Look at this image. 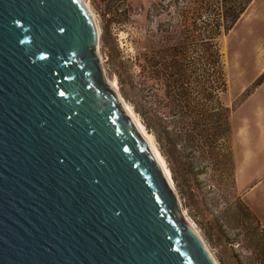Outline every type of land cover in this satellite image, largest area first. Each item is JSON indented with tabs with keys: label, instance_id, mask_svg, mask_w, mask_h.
Returning <instances> with one entry per match:
<instances>
[{
	"label": "water",
	"instance_id": "1",
	"mask_svg": "<svg viewBox=\"0 0 264 264\" xmlns=\"http://www.w3.org/2000/svg\"><path fill=\"white\" fill-rule=\"evenodd\" d=\"M0 264H215L80 0H0Z\"/></svg>",
	"mask_w": 264,
	"mask_h": 264
},
{
	"label": "rangeland",
	"instance_id": "2",
	"mask_svg": "<svg viewBox=\"0 0 264 264\" xmlns=\"http://www.w3.org/2000/svg\"><path fill=\"white\" fill-rule=\"evenodd\" d=\"M85 2L97 26L104 80L116 82L119 96L174 171L184 219L215 264H264V0H253L228 32L216 17V0ZM213 19L222 25L217 41L227 91L221 100L231 112L232 135L219 139L211 156L191 159L187 152L182 158L145 126L151 118L147 107L162 103L157 68L184 47L194 55L192 42L209 36Z\"/></svg>",
	"mask_w": 264,
	"mask_h": 264
},
{
	"label": "trees",
	"instance_id": "3",
	"mask_svg": "<svg viewBox=\"0 0 264 264\" xmlns=\"http://www.w3.org/2000/svg\"><path fill=\"white\" fill-rule=\"evenodd\" d=\"M252 1L216 0V17H222L225 32L233 28ZM217 19L211 20V37L201 34L197 42H192L194 55L184 47L159 67L156 63V77L163 86L162 103L147 107L151 118L145 126L160 145L169 147L182 158L187 152L191 159L195 154L211 156L218 140L230 139L232 135L231 112L221 100L227 83L217 41L222 25ZM160 151L164 154L162 148ZM170 170L175 178L174 171Z\"/></svg>",
	"mask_w": 264,
	"mask_h": 264
},
{
	"label": "bare ground",
	"instance_id": "4",
	"mask_svg": "<svg viewBox=\"0 0 264 264\" xmlns=\"http://www.w3.org/2000/svg\"><path fill=\"white\" fill-rule=\"evenodd\" d=\"M80 1L83 3V5L86 8V10L88 11L91 19L93 20V17L91 15V12H90V9H89V6L85 2V0H80ZM93 23L95 25V22L94 21H93ZM95 29H96V34H97V26L96 25H95ZM105 83L116 93L117 98H118V101L121 104L123 111L128 116V118L130 119V121L132 122V124H133L135 130L137 131L138 135L141 137V139L147 145L150 153L152 154V156L154 157L155 161L159 164L160 168L162 169V171H163V173L165 175V178L167 179V181L169 183V186L174 191L171 172H170V170H169V168H168V166H167L164 158L161 156L160 152L155 147V144L153 142L152 137L148 134V132L146 131V129L143 127V125L138 121V119L135 116V114L132 111V109L119 96V94L117 92V84H116V82L114 81V82H108L107 83L105 81ZM188 224L191 227V229L195 232L193 226L190 223H188Z\"/></svg>",
	"mask_w": 264,
	"mask_h": 264
},
{
	"label": "crops",
	"instance_id": "5",
	"mask_svg": "<svg viewBox=\"0 0 264 264\" xmlns=\"http://www.w3.org/2000/svg\"><path fill=\"white\" fill-rule=\"evenodd\" d=\"M256 148H257V151H255L254 153H255V154H259V152H260L259 150H260V149H259L258 147H256Z\"/></svg>",
	"mask_w": 264,
	"mask_h": 264
}]
</instances>
